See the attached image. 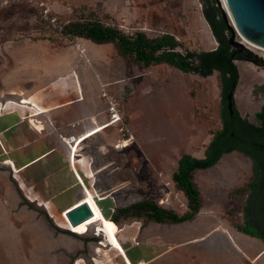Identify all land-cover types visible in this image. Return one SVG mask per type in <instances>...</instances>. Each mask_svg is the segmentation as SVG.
<instances>
[{"label":"rangeland","instance_id":"rangeland-1","mask_svg":"<svg viewBox=\"0 0 264 264\" xmlns=\"http://www.w3.org/2000/svg\"><path fill=\"white\" fill-rule=\"evenodd\" d=\"M42 1L54 7L53 15L64 27L62 32L41 22L36 11L24 2L0 0V115L12 109H24V119L36 131H43L44 128L33 117L40 108L31 98L24 96L23 92L38 87L48 91V87L66 70L71 71L59 80H72L81 99L85 98L84 92L87 96L93 92L98 100L101 84L118 82L107 90L122 102L125 136L118 128L111 127L86 141L89 145L87 151L96 156L97 147L106 141H116V145L119 140L129 138V144L127 141L123 142L127 148L117 150L121 171L126 176L125 189L118 196L121 205L129 206L147 200L179 214L186 213L188 202L183 194L176 186L168 187L166 184L173 181L181 156L190 154L203 157L214 134L222 128L224 101L219 73L203 78L183 73L167 64L145 69L123 58L113 44L100 48L98 52L92 51L84 41L86 39L65 36L63 31L74 22H102L109 23L111 28L129 36L140 32L150 38L172 34L180 41L182 47L178 50L182 53L188 50H209L210 47L205 46L207 42L201 34L202 26H206L212 35L203 13L206 0ZM214 1L221 16L234 27L220 0ZM96 19L99 22H95ZM227 35L231 37L229 30ZM237 40L243 41V38L237 34ZM78 43L87 48L85 55L76 46ZM217 47L218 43L215 45ZM250 51L264 57V51L259 48H251ZM97 54V58L90 64L87 63ZM235 63L240 72L235 91L236 108L242 117L257 124L255 114L264 105V67L248 58L237 59ZM69 64L71 66L66 69L65 65ZM91 78L93 87L88 88L83 81ZM101 107L104 111L102 102ZM103 116V121L107 122V114L104 113ZM95 125L91 122L86 130H79L77 136ZM104 126L106 123L99 128ZM102 149L107 153L115 150L105 147ZM16 154L20 155L21 152ZM234 154L239 159L237 167L234 163L233 167L210 170L214 168L212 167L196 172L200 176L211 174L218 178L212 191L206 190L204 197L206 203L212 201L214 204L208 205L207 209L215 210L212 227L219 231L208 233L205 218L178 225L156 224L145 218H121L120 225L123 228L117 225L119 234L135 237L132 242L138 246L132 248L131 254L137 260L141 261L143 258L148 264H153L150 260L155 255L168 253L169 257L166 259L171 260L169 264H242L235 251L238 248L253 252L252 258L259 253L255 261L262 258V240L252 237L249 238L259 242L241 240L232 229V222H241L243 219L245 197L238 196L229 200L228 192L249 179L252 166L250 158L241 153ZM9 161H0V200L3 202L6 199V176L1 164L12 167L14 173L10 177L16 176L20 181V170L14 162ZM117 164H111L110 171H115ZM217 172L220 174H216ZM94 175L92 172L91 177ZM99 184H111L107 179V172L100 175ZM169 192V201H161ZM20 194L19 190L15 192L14 201H19ZM96 198L98 201L106 199L104 196L99 198L98 195ZM43 207L46 211L50 209L44 204ZM40 212L26 217L29 219V228L24 227L23 230L21 220L16 215L19 213L18 209L14 210L13 221L17 226L13 230L11 242L4 227L0 202V264H117L115 259L120 258L117 251L109 245H100L101 241L98 239L93 240L94 232L89 225L84 231L73 230V233L92 240L94 245L89 247L87 241H83L79 244L78 252L72 255L67 254L66 248L60 250L61 246L54 238L47 217L42 214L44 211ZM67 212L68 210L62 214L61 219L54 216L49 218L70 231L72 226ZM110 214L113 212L110 211ZM96 246L98 247L95 249ZM108 248H111L114 255ZM139 261H135L136 264ZM122 263L124 264L123 261ZM244 264H264V259L260 263L247 260Z\"/></svg>","mask_w":264,"mask_h":264},{"label":"crops","instance_id":"crops-1","mask_svg":"<svg viewBox=\"0 0 264 264\" xmlns=\"http://www.w3.org/2000/svg\"><path fill=\"white\" fill-rule=\"evenodd\" d=\"M84 41L87 46L91 47L92 51L95 50L97 52L100 48L110 45H97L89 40ZM205 46L208 45L205 44ZM215 49V46H212L208 51ZM97 57L98 54L89 62H86L90 64ZM70 66V64L65 65V68L68 69ZM70 71L71 70H66V72L61 74V76L56 78V80L48 87V91H45V88L39 87L37 89L33 88L26 93L22 91L24 96L31 98L40 108L39 111H36L37 113L34 114L33 117H36L35 120L44 128L43 131H36L29 121L24 119V109H12L3 115H0V161L2 160L5 162L11 160L14 162L16 168L20 170L19 181V178L16 176L12 175V177H10L11 173H14L12 167H9L4 163L1 164L5 169L3 172L6 176V181H4L6 199L5 202L0 200L3 210L2 219H4V227L7 230V234L10 236L11 242L13 240V230L17 226L13 221L15 209H18L19 213L16 215H18V219L21 220L23 230L24 227L27 229L29 228V219L26 217L31 213H41V210L46 212L50 218H52L51 216H54V218L58 217L61 219L63 213L73 208L77 203H80L81 200L86 197L85 186L88 187L93 194L95 193L94 196L98 195L99 198L103 196L106 197V199L98 201L95 196L103 212L108 218L111 219V216L113 215L110 214V211L114 213L115 210L126 207L125 205H121L118 197L125 189L124 182L126 180V176L124 171H121L120 168V160L117 157L119 152L117 150L120 149L115 148L116 141L110 140L99 145L97 147L98 151L96 156L91 155L87 151L89 145L86 141L90 139L84 141L79 147L78 156H75L74 158L75 164L73 163L72 154L74 151L70 154L69 150L72 143L75 141L78 142L81 139L77 140L82 135L77 136L78 131L81 129L86 130V128L91 125V122L96 124L94 127L105 124L106 122L103 121V114L106 113V107L104 105L105 110L103 111L101 107V94L98 96L99 99L96 100L95 93L92 92L87 96L84 92L85 98L81 99L78 97L72 80H59L60 77H66ZM83 82L86 83L88 88H91L92 78L84 79ZM116 83L118 82L101 84V88L103 86L108 88ZM107 129L108 128H106L102 133H104ZM102 133H99L98 135ZM67 139H69L70 142H67ZM103 147L106 149L114 148L115 150L107 153L102 149ZM18 152H21V154L17 155L16 153ZM234 153L239 152L225 154L214 166V168L210 170L224 167L228 168L230 166L233 167L232 165L234 163V165H236L235 167H237L239 159ZM204 157L205 152L203 157L197 158ZM116 163H118L115 168L116 170L110 171V165ZM92 172L95 173L93 178L91 177ZM104 172H107V179L109 183L111 182V184H99L100 175ZM216 174L219 175L220 172H217ZM77 176L80 179L82 178L85 186L81 183L82 180L80 181ZM194 178L195 183L202 193L204 203L196 218L189 222H195L196 220L205 218L206 224L208 225V233L219 231L218 229L212 227V224H214L213 212L215 210L211 208L207 209V206H212L213 203L212 201H207L206 203L204 197V195H206V190H208V192L212 191V187H214L218 178L212 177L211 174H208V176H200L198 174L196 175V173ZM248 180L246 182H248ZM207 182H209V184H207ZM245 183L235 187L243 186ZM18 190L21 193L20 199L18 197L19 201H14L16 200L15 192L17 193ZM230 192H228L229 200L232 199L230 197ZM165 197L166 194L164 198ZM164 198H162L161 201ZM184 198L187 200L185 196ZM20 201L21 204L19 203ZM43 204L50 208L49 211L45 210ZM53 224L54 227L51 225H49V227L53 231L54 238L60 244V250L62 248H66L65 251L68 252L67 254L72 255L77 253L79 250V244H82L83 241H87V245L89 247L94 245L92 240L85 238V236H79L72 233L74 235L73 236L70 231L61 227L62 225L59 226L56 223ZM117 224L119 227L123 228V226L120 225V222ZM232 229L234 234L241 238V240L250 239L252 242H259L256 239L249 238L250 236L248 235L239 233L234 227ZM227 234H229V231ZM93 236V240L98 239V241H101L100 237L96 235ZM118 237L120 238V241L130 260L132 263L136 264L135 261L139 260L131 254L132 248L138 246L132 242V239H135V237L130 235L127 236L125 233L119 234ZM97 247L98 246H96L95 249ZM108 249L109 251L111 250V248ZM235 251L242 264L247 262V260L255 263L259 261L260 263L264 259L263 255L261 259L255 261L259 253L252 258L253 254L251 253L253 252H249V250L245 248H238ZM110 253L114 255V252L110 251ZM168 257V253L167 255L166 253L157 254L150 260V263L169 264L171 260L166 259ZM141 259V261L146 262L145 259ZM115 262L117 264H123L120 258L115 259Z\"/></svg>","mask_w":264,"mask_h":264},{"label":"trees","instance_id":"trees-1","mask_svg":"<svg viewBox=\"0 0 264 264\" xmlns=\"http://www.w3.org/2000/svg\"><path fill=\"white\" fill-rule=\"evenodd\" d=\"M203 13L218 43L215 50H188L182 53L178 50L182 47L180 41L172 34L150 38L140 32L129 36L94 22H74L63 31L65 36L86 39L97 45L113 44L123 58L145 69L167 64L183 73L196 74L203 78L218 72L222 83L224 101L221 114L222 128L214 134L205 150L204 158L183 154L178 161L177 171L173 174L176 188L188 200V211L179 214L156 202L145 200L115 210L109 220L116 226L121 218H145L156 224H181L194 220L204 203L202 193L195 183V173L214 167L225 154L239 152L251 159L252 176L243 186L235 187L230 192L232 199L238 196L245 197L243 219L241 222H232V225L239 233L257 238L264 243V105L255 114L257 124L242 117L236 104L233 115L227 109L226 96L235 90L233 85L237 87L240 79L235 60L244 59L245 54L235 55V49L229 43L226 21L214 0L205 1ZM43 214L54 227L48 214L46 212Z\"/></svg>","mask_w":264,"mask_h":264},{"label":"water","instance_id":"water-1","mask_svg":"<svg viewBox=\"0 0 264 264\" xmlns=\"http://www.w3.org/2000/svg\"><path fill=\"white\" fill-rule=\"evenodd\" d=\"M227 10L232 19V27L225 19L228 30L231 32L229 38L230 45L235 49L236 54H245V58L264 67V57L253 54L242 41L237 40V34L248 41L252 46L264 50V0H225ZM236 61V60H235ZM234 91L226 96L227 109L231 115L234 113ZM93 210L86 202H80V205L67 213L71 225L78 226L88 221L93 216Z\"/></svg>","mask_w":264,"mask_h":264},{"label":"bare ground","instance_id":"bare-ground-1","mask_svg":"<svg viewBox=\"0 0 264 264\" xmlns=\"http://www.w3.org/2000/svg\"><path fill=\"white\" fill-rule=\"evenodd\" d=\"M220 2L223 6V9L228 12L225 0H220ZM201 34L205 38V41L207 42L208 46L212 47V46H215L217 44L216 41L214 40L213 36L211 35L208 27L202 26ZM242 42L248 49H251V48L257 49L258 48V47L250 45L248 43V41L244 38H243ZM77 46H78L81 54L85 55L87 52V48L84 46H79V45H77ZM100 126L101 125H98L92 129L88 130L87 132L83 133L77 139V140H79L81 138L78 142L75 141L74 143H72V146H70L69 151H70V154L72 153V151H74V155L72 154V156H74V158H75V156H78L79 147L84 141L97 136L99 133H102L106 128L110 127V124L106 125L102 128H99ZM63 140H65V139H63ZM67 142H70V140L67 139ZM7 162L9 163L10 161H7ZM70 166H71V164H70ZM81 180H82V178H81ZM82 182H83V180H82ZM207 184H209V182H207ZM83 185L85 186L84 182H83ZM85 190H86L85 191L86 197L84 199H82L81 201L88 203L90 205L91 209L93 210L94 214L88 221H86V222H84L78 226L71 225L72 229L70 231L82 232V231H84V228L86 226H88V225L91 226L92 231L94 232L93 235H96V236L101 238V243H99L100 245L111 246L112 249L117 251L118 257L122 258V261L124 262V264H133L132 261L130 260L129 256L127 255L126 250L124 249V247L120 241V238L118 237V235H119L118 227L110 222L109 218L103 212L100 204L96 200L92 191L86 186H85ZM78 204H80V203H77L75 205V207L69 209L67 213H69L73 209H76L79 206ZM86 223H88V224H86Z\"/></svg>","mask_w":264,"mask_h":264},{"label":"built area","instance_id":"built-area-1","mask_svg":"<svg viewBox=\"0 0 264 264\" xmlns=\"http://www.w3.org/2000/svg\"><path fill=\"white\" fill-rule=\"evenodd\" d=\"M16 2H24L28 7L33 8L36 13L38 14L41 22L52 25L53 27H55L56 29H58L60 32H62L63 28L59 23H58V19L57 17H55L53 15V10L54 7L52 5H50L47 2H44L42 0H14ZM95 22H99L97 19ZM101 24L104 27H108L111 28V25L109 23H102ZM77 45H82L81 43L76 44ZM83 46V45H82ZM101 99L102 102L104 103L105 107H106V114H107V122L106 125L110 124V127L113 128H118L123 135L124 131H125V121H124V112H123V105L122 102L115 97L114 95L110 94V92L107 90V87L103 86L102 87V92H101ZM8 102H6L7 104ZM127 141L128 144L130 142L129 138H123L122 140H119V143H117L115 145L116 149H120L123 150L127 147H124V144L122 142ZM74 155V153H73ZM73 163H74V156H73ZM79 178V177H78ZM79 180L81 181V179L79 178ZM81 183H83L81 181ZM166 186L170 187L173 186L175 187V183L172 182H168L166 184ZM170 195L171 193H167L166 197L162 200L163 202H168L170 199ZM134 264V263H133ZM137 264H148L145 261H139Z\"/></svg>","mask_w":264,"mask_h":264},{"label":"flooded vegetation","instance_id":"flooded-vegetation-1","mask_svg":"<svg viewBox=\"0 0 264 264\" xmlns=\"http://www.w3.org/2000/svg\"><path fill=\"white\" fill-rule=\"evenodd\" d=\"M251 162H252V161H251ZM251 176H252V166H251V175H250V177H249V180H250ZM249 180H248V181H249Z\"/></svg>","mask_w":264,"mask_h":264}]
</instances>
